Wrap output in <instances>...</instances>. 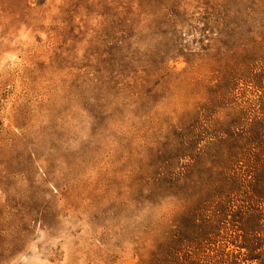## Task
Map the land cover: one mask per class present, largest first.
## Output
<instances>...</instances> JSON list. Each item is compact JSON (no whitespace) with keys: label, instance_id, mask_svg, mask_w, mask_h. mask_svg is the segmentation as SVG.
<instances>
[{"label":"rangeland","instance_id":"rangeland-1","mask_svg":"<svg viewBox=\"0 0 264 264\" xmlns=\"http://www.w3.org/2000/svg\"><path fill=\"white\" fill-rule=\"evenodd\" d=\"M0 264H264V0H0Z\"/></svg>","mask_w":264,"mask_h":264}]
</instances>
